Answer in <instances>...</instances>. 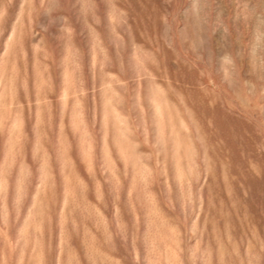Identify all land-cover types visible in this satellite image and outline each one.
<instances>
[{"label": "rangeland", "instance_id": "374dc122", "mask_svg": "<svg viewBox=\"0 0 264 264\" xmlns=\"http://www.w3.org/2000/svg\"><path fill=\"white\" fill-rule=\"evenodd\" d=\"M0 264H264V0H0Z\"/></svg>", "mask_w": 264, "mask_h": 264}]
</instances>
